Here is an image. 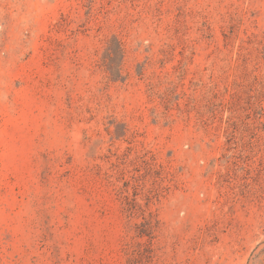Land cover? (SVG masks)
Returning <instances> with one entry per match:
<instances>
[{
  "label": "rangeland",
  "instance_id": "rangeland-1",
  "mask_svg": "<svg viewBox=\"0 0 264 264\" xmlns=\"http://www.w3.org/2000/svg\"><path fill=\"white\" fill-rule=\"evenodd\" d=\"M0 264H264V0H0Z\"/></svg>",
  "mask_w": 264,
  "mask_h": 264
}]
</instances>
